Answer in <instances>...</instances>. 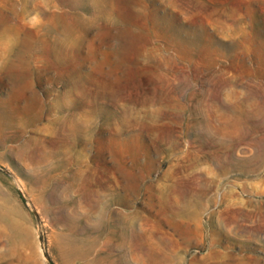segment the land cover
<instances>
[{"label":"rangeland","instance_id":"374dc122","mask_svg":"<svg viewBox=\"0 0 264 264\" xmlns=\"http://www.w3.org/2000/svg\"><path fill=\"white\" fill-rule=\"evenodd\" d=\"M0 214V264H264V0H0Z\"/></svg>","mask_w":264,"mask_h":264},{"label":"bare ground","instance_id":"6f19581e","mask_svg":"<svg viewBox=\"0 0 264 264\" xmlns=\"http://www.w3.org/2000/svg\"><path fill=\"white\" fill-rule=\"evenodd\" d=\"M3 212H4V211H3ZM6 216H7V218L10 217L8 214H7ZM2 217H3V215L0 214V219H2ZM17 223H18V222H17ZM18 226H19V232H20V235H21L22 237L25 236L24 231L22 230L21 225L19 224Z\"/></svg>","mask_w":264,"mask_h":264}]
</instances>
